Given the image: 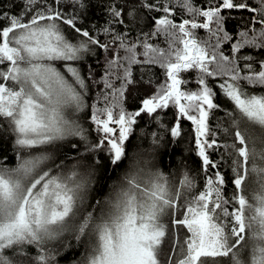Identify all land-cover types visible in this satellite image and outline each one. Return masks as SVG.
I'll return each mask as SVG.
<instances>
[{
  "label": "snow or ice",
  "instance_id": "1",
  "mask_svg": "<svg viewBox=\"0 0 264 264\" xmlns=\"http://www.w3.org/2000/svg\"><path fill=\"white\" fill-rule=\"evenodd\" d=\"M142 116L191 122L195 175L128 154ZM6 140L0 264H264V0H0Z\"/></svg>",
  "mask_w": 264,
  "mask_h": 264
},
{
  "label": "trees",
  "instance_id": "2",
  "mask_svg": "<svg viewBox=\"0 0 264 264\" xmlns=\"http://www.w3.org/2000/svg\"><path fill=\"white\" fill-rule=\"evenodd\" d=\"M4 3H7L8 0H3ZM244 16H247V13H243ZM235 19L230 20L228 23L229 30H234L235 26L238 24H242L243 21L240 19L241 13H233ZM95 22L96 24L102 25L104 22L103 14L97 10L94 15L90 13L89 19L85 21V23H92ZM147 30V28L145 29ZM204 33L201 32L200 35ZM101 61L103 59L102 55L100 57ZM92 63L93 61L90 59L88 61ZM95 67V65H94ZM97 76H99L100 71L97 68L96 72ZM191 75V74H189ZM189 88H194L193 84L188 85ZM143 94V90H139L138 92H134L133 94L129 95L127 101V108L129 110H135L139 107L140 96ZM221 102L227 105V101H224L221 97ZM82 116L86 115L84 113L81 114ZM163 121L166 124H172L175 121L174 110L169 109L166 113H162ZM222 115V114H221ZM85 124V127H89L90 121H82ZM182 128L184 130L183 136L180 138L179 141L170 145L164 146L167 144L169 137L168 134L164 132L162 128L159 127L157 122H154L148 116H142L139 118L138 125L135 127L133 134L131 135L129 141L127 142V149L128 154L132 155L136 151H140L141 149H145L150 147V133L157 132L161 135L164 144H162L161 148L158 150L156 164L157 166L164 172H172L177 167V161L180 159H184L187 162L189 169L193 171L195 175L196 172L199 170L200 161L198 156L195 152V144H194V126L191 124L190 121L183 120L182 121ZM96 134L93 131L92 136L90 138H95ZM0 152L7 155L9 157V161L13 159V152H12V145L10 141H4L0 143ZM70 155V153H69ZM213 158H215V154H213ZM101 164L106 165L107 161L103 157H101ZM123 167V166H121ZM116 173L112 172L110 174V179H115ZM109 178H106L102 183L104 184V191H107V185L110 182ZM229 185V190H230ZM67 257L61 259V264H66Z\"/></svg>",
  "mask_w": 264,
  "mask_h": 264
}]
</instances>
